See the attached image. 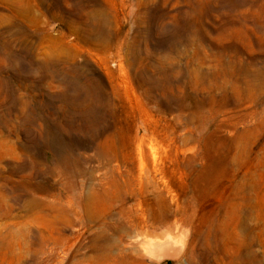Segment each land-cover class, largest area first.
<instances>
[{"label": "rangeland", "instance_id": "rangeland-1", "mask_svg": "<svg viewBox=\"0 0 264 264\" xmlns=\"http://www.w3.org/2000/svg\"><path fill=\"white\" fill-rule=\"evenodd\" d=\"M0 264H264V0H0Z\"/></svg>", "mask_w": 264, "mask_h": 264}, {"label": "bare ground", "instance_id": "bare-ground-1", "mask_svg": "<svg viewBox=\"0 0 264 264\" xmlns=\"http://www.w3.org/2000/svg\"><path fill=\"white\" fill-rule=\"evenodd\" d=\"M161 220H162V222H163V223H162L163 226H165V225H166V222H165V221L167 220V218L162 217ZM172 225H173V224H172ZM155 230H156V229H155ZM145 233L147 234V232H145ZM146 234H145V235H146ZM159 237L161 238V236H159ZM167 238H168V237H167ZM151 240H152V239H151ZM151 240H150V241H151ZM156 240H157V239H156ZM166 240H168V239H166ZM168 241H169V240H168ZM156 242H157V241H156ZM162 242H163V241H162ZM162 242H161V243H162ZM165 242H166V241H165ZM150 243H151V245L153 246V245L155 244V241L150 242ZM157 244H159V243H157ZM160 245H163V244H160ZM156 246H157V245H156Z\"/></svg>", "mask_w": 264, "mask_h": 264}]
</instances>
